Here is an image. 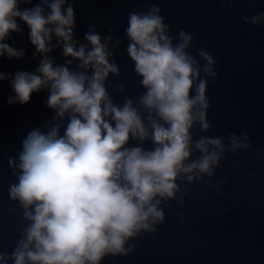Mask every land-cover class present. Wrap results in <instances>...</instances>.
Listing matches in <instances>:
<instances>
[{
    "label": "clouds",
    "instance_id": "clouds-1",
    "mask_svg": "<svg viewBox=\"0 0 264 264\" xmlns=\"http://www.w3.org/2000/svg\"><path fill=\"white\" fill-rule=\"evenodd\" d=\"M75 2L0 0V58L25 55L5 42L23 31L21 21L36 49L33 58L39 57L35 72L0 70V82L9 80L15 93L7 103L27 104L33 92L46 89L54 113L29 130L8 159L16 176L9 198L25 223L12 251L0 249V264H101L109 255H128L137 247L130 240L165 222L167 201L184 204L177 194L187 188L179 181L213 177L226 151L251 147L246 132L230 133L227 144L222 136L193 139L196 127H212L207 91L209 79L218 78L217 62L203 48L197 55L206 63L191 54L193 35L185 29L174 39L155 3L128 14L126 52L144 91L117 103L107 81L120 75L113 57L121 39L113 28L103 37L95 25L83 41L76 39ZM242 20L260 26L264 12ZM54 49L62 50L63 64L55 63ZM116 90L123 95L125 87Z\"/></svg>",
    "mask_w": 264,
    "mask_h": 264
},
{
    "label": "water",
    "instance_id": "water-1",
    "mask_svg": "<svg viewBox=\"0 0 264 264\" xmlns=\"http://www.w3.org/2000/svg\"><path fill=\"white\" fill-rule=\"evenodd\" d=\"M38 2L33 0V4ZM153 3L160 7L165 23L171 25L174 39L181 28L192 33L189 51L201 64L206 62L197 55L200 48L217 62L218 78L209 79L207 91V118L212 127L207 132L196 127L193 139L222 136L227 144L230 133L246 132L251 147L236 154L226 151L227 159L221 160L213 177L205 175L193 183L179 181L187 188L186 195L177 194L184 204L167 201L166 220L156 225L154 233L130 240L129 244L137 245L134 251L109 255L101 264H264V23L256 26L242 20L244 15L264 12V0H234L231 5L222 0H76V39L83 41L89 25H95L103 37L113 28L114 36L121 39L113 57L120 75H110L107 81L117 103L144 91L126 52L124 29L129 12H143ZM26 6L31 5L21 7ZM20 24L23 31L11 33L5 42L25 49V55L0 58V70L6 74L35 72L38 66L29 30L22 21ZM61 51L51 53L57 64L65 62ZM117 84L124 85L123 95L116 90ZM14 95L9 80L0 82V249L5 252L15 247L19 228L25 223L22 210L9 198L8 188L16 176L8 159L17 156L29 130L50 121L54 114L46 106V89L33 92L24 105H9L8 97ZM199 155L194 153L192 159Z\"/></svg>",
    "mask_w": 264,
    "mask_h": 264
}]
</instances>
